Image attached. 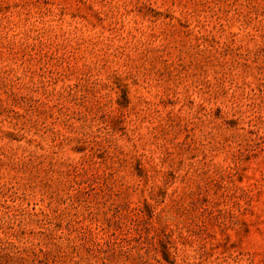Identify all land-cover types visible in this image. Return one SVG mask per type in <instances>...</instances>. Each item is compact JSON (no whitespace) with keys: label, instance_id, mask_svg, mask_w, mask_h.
I'll return each instance as SVG.
<instances>
[{"label":"rangeland","instance_id":"obj_1","mask_svg":"<svg viewBox=\"0 0 264 264\" xmlns=\"http://www.w3.org/2000/svg\"><path fill=\"white\" fill-rule=\"evenodd\" d=\"M0 264H264V0H0Z\"/></svg>","mask_w":264,"mask_h":264}]
</instances>
